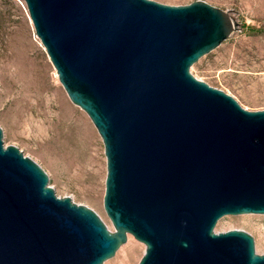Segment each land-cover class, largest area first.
<instances>
[{"label":"water","instance_id":"1","mask_svg":"<svg viewBox=\"0 0 264 264\" xmlns=\"http://www.w3.org/2000/svg\"><path fill=\"white\" fill-rule=\"evenodd\" d=\"M69 100L99 134L103 209L58 197L0 129V264H101L131 235L137 264H264L224 215L264 214V109L189 67L238 23L196 0H23Z\"/></svg>","mask_w":264,"mask_h":264},{"label":"rangeland","instance_id":"2","mask_svg":"<svg viewBox=\"0 0 264 264\" xmlns=\"http://www.w3.org/2000/svg\"><path fill=\"white\" fill-rule=\"evenodd\" d=\"M167 5H185L196 0H153ZM229 12L238 29L189 67L196 79L230 95L244 109H264V0H201ZM258 29L250 31L249 27ZM28 86L31 106L12 118V92ZM16 123V126L14 125ZM0 129L4 146L17 147L37 163L58 197L93 210L113 231L103 209L106 159L94 125L68 98L56 71L36 37L23 0H0ZM77 139L79 154L67 172L53 163L44 147ZM243 230L254 240L257 254L264 253V214L224 215L214 232ZM130 244L136 247L129 250ZM144 245L128 235L114 255L101 264H137Z\"/></svg>","mask_w":264,"mask_h":264},{"label":"bare ground","instance_id":"3","mask_svg":"<svg viewBox=\"0 0 264 264\" xmlns=\"http://www.w3.org/2000/svg\"><path fill=\"white\" fill-rule=\"evenodd\" d=\"M12 84L9 85V88L6 92H12L9 103V112L12 118H17L21 112L25 109L30 108L31 106H36L31 103V94L28 86L23 85L19 86L15 92H13ZM16 126V123L14 122ZM45 152L49 155L53 163L58 165L64 172H68L74 161V154H79L80 147L78 145L77 139L68 134L64 135V140L54 141L49 145L44 147ZM136 246L130 244L129 250L135 248Z\"/></svg>","mask_w":264,"mask_h":264},{"label":"trees","instance_id":"4","mask_svg":"<svg viewBox=\"0 0 264 264\" xmlns=\"http://www.w3.org/2000/svg\"><path fill=\"white\" fill-rule=\"evenodd\" d=\"M251 30L250 31H252V32H254V31H258V29H254L253 27H249Z\"/></svg>","mask_w":264,"mask_h":264}]
</instances>
